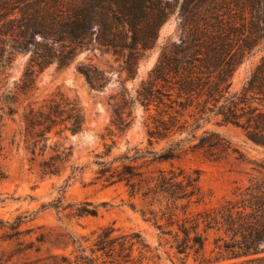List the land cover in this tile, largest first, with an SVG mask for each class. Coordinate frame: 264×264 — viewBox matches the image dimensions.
<instances>
[{"label":"trees","instance_id":"trees-1","mask_svg":"<svg viewBox=\"0 0 264 264\" xmlns=\"http://www.w3.org/2000/svg\"><path fill=\"white\" fill-rule=\"evenodd\" d=\"M225 1L0 0V40L8 36L12 41L8 56L0 52V66L5 67L17 51L29 52L18 84V91L27 93L35 86L37 73L46 67H67L80 52L100 48L121 59V73L134 79L140 60L156 45L161 27L179 8L182 25L189 31L184 47L163 48L135 94L124 84L111 120L119 130H127L134 120L132 112L142 106L148 115L149 144H166L159 150L135 147L133 154L127 149L113 155V146L105 142L104 150L96 152L88 164H71L68 179L85 173L91 164L97 165L95 183L123 184L131 206L135 208V201H140L144 220L152 222L160 230V238L179 254L194 252L204 257L211 243L214 261L264 264V159L247 158L226 135L206 128L213 118L220 124H236L264 149V0L243 1L250 25L242 48L237 50L219 16L213 15ZM196 19L205 21L199 34L193 32L199 28L192 25ZM206 24L212 28L209 34ZM257 51H261L259 62L241 88L233 90L241 54L250 57ZM79 70L92 88L103 87L96 69L81 65ZM0 108L16 122V108L10 104ZM85 121L79 96L58 89L39 105L25 107L13 141L18 135L31 160L42 157L38 165L43 175H59L73 156L70 136L82 132ZM184 152L202 153L215 161L234 156L251 167L246 181L237 184L230 196L194 207L204 198L199 172L193 176L179 168L146 169L144 165L149 157L168 162ZM63 209L78 217L99 212L88 200ZM38 240L45 241L44 234ZM149 247L141 231H124L111 224L96 232L91 245L80 243L74 259L58 256L55 264H134L135 250L143 254Z\"/></svg>","mask_w":264,"mask_h":264},{"label":"rangeland","instance_id":"rangeland-1","mask_svg":"<svg viewBox=\"0 0 264 264\" xmlns=\"http://www.w3.org/2000/svg\"><path fill=\"white\" fill-rule=\"evenodd\" d=\"M243 1L226 0L213 14L219 16L220 24L229 34L235 50L242 48L250 25V13ZM204 22L200 20L198 23L197 19L192 21V25L199 26L193 32L199 34L204 29ZM206 27L205 31L211 33V26L206 24ZM188 32L182 25L178 8L161 27L156 45L140 60L134 79L128 78L126 72L121 73V59L100 48L80 52L67 67L60 68L57 64L46 67L37 73L35 86L27 93L18 91V84L21 83L28 63L29 52L17 51L11 54L13 59L5 62V67L0 66V106L10 104L18 110L14 122L0 108V171L3 174L0 178V264H55L56 258L62 255L74 259L80 243L82 246L91 245L96 232L111 224L124 231H141L149 244V251L143 254L135 250L134 264L229 263L214 261L216 253L211 252V243L207 244L204 257L194 252L187 256L177 253L176 249L160 238V230L152 222L144 220L141 214L144 205L137 200L136 207L131 206L123 184L106 186L102 182L95 183L97 165L91 164L85 173L68 179L70 165L88 164L94 160L96 152L104 150L105 142L113 146V155L127 149L133 154L135 147L159 150L166 144L165 141L149 144L146 124L148 115L142 106L132 112L133 123L124 131L112 123L113 109L124 91V84L135 94L142 80L149 77L163 48H183ZM1 40L0 52H5L6 57L11 50V37L2 36ZM260 57L261 51L250 57L241 54V62L233 78V90L241 88ZM81 65L96 69L102 76V88L91 87L79 70ZM58 89L79 96L86 121L82 132L70 136L68 143L73 146V156L62 173L43 175L38 165L42 157L31 160L32 155L25 148V143L18 135L13 141V135L19 128L20 116L25 107L39 105ZM7 95L13 98L9 99ZM218 120L213 118L206 124V128L226 135L247 158L264 159V149L250 141L242 127L232 123L220 124ZM146 159V169L174 167L193 176L199 172V184L204 194L203 201L194 205L199 208L230 196L237 184L246 181V171L251 167L249 163L238 162L234 156L215 161L194 152H184L179 158L168 162L152 161V157ZM85 200L98 206L97 215L78 217L71 215L69 209H63L68 204L77 205ZM41 234H44L45 241L38 240Z\"/></svg>","mask_w":264,"mask_h":264}]
</instances>
